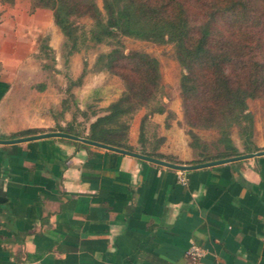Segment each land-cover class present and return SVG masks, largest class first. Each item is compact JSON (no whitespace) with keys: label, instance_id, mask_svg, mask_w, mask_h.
Returning <instances> with one entry per match:
<instances>
[{"label":"crops","instance_id":"0c3cea01","mask_svg":"<svg viewBox=\"0 0 264 264\" xmlns=\"http://www.w3.org/2000/svg\"><path fill=\"white\" fill-rule=\"evenodd\" d=\"M4 46L7 21L0 23V264H191L192 244L203 249L197 264H264V153L178 170L67 137L8 143L43 125L25 118L9 127ZM42 133L49 132L33 135Z\"/></svg>","mask_w":264,"mask_h":264},{"label":"trees","instance_id":"16d2710c","mask_svg":"<svg viewBox=\"0 0 264 264\" xmlns=\"http://www.w3.org/2000/svg\"><path fill=\"white\" fill-rule=\"evenodd\" d=\"M13 4L15 0H0ZM30 0L31 9H49L53 21L71 51L87 40L114 44L99 59L105 69L124 82L121 95L111 101L105 113L93 116L86 130L69 123L57 131L92 142L133 151L127 141L129 122L141 108L145 119L165 112L158 60L150 54L124 52L121 37L158 44L171 43L182 67L180 97L191 145L199 146L195 129L218 132L216 152L205 145L197 157L182 161L154 151L142 154L180 165H196L249 154L260 150L251 141L253 119L248 100L264 102V0ZM87 17L89 26L75 18ZM241 129L243 151L233 143L230 130ZM55 131V130H52ZM43 130L30 128L13 136L33 135ZM76 144H83L71 140Z\"/></svg>","mask_w":264,"mask_h":264},{"label":"rangeland","instance_id":"374dc122","mask_svg":"<svg viewBox=\"0 0 264 264\" xmlns=\"http://www.w3.org/2000/svg\"><path fill=\"white\" fill-rule=\"evenodd\" d=\"M102 8L101 0H94ZM14 5H17L16 7ZM34 10L27 0H15L13 4L0 1V23L7 21V114L11 112L13 123L9 127H21L22 122L43 125L47 132L57 131V125L73 124L77 130H86L93 113L104 114L106 106L117 99L125 86L123 80L105 69L99 59L114 47L108 42L87 40L78 51H71L70 43L55 25L52 12L47 9L40 18L33 17ZM87 17L75 18L78 25L89 26ZM124 52L143 51L159 62L162 94L160 102L165 112L147 117L146 108L139 109L129 122L127 141L141 152L159 148L165 155L179 160L197 157L205 145L210 153L216 152L219 134L215 130L195 129L199 146L187 133L179 80L182 67L178 63L171 43L158 44L132 37H121ZM12 103V105L10 104ZM252 115L251 141L264 150V102L248 100ZM36 120V121H35ZM55 130V131H52ZM15 134V133H14ZM9 138H15L13 135ZM233 143L243 151L241 129L230 130Z\"/></svg>","mask_w":264,"mask_h":264},{"label":"water","instance_id":"95a60500","mask_svg":"<svg viewBox=\"0 0 264 264\" xmlns=\"http://www.w3.org/2000/svg\"><path fill=\"white\" fill-rule=\"evenodd\" d=\"M48 136L67 137V138L78 140V141H81V142H84V143H88V144L104 147V148H107V149H112V150L123 152V153H129V154L137 155V156L149 159L151 161H154V162H157V163H160L162 165H165V166H168V167H171V168H174V169H178V170H191V169L198 168V167L209 166V165L219 164V163H223V162H229V161H232V160L242 159V158L251 157L253 155H259V154L264 153V151H258V152H253V153L244 154V155H238V156H235V157H230V158H226V159H220V160L206 162V163H201V164H196V165H180V164H173V163H170V162H167V161H164V160H158V159L151 158V157L144 156V155L135 154V153H132L130 151H126V150L119 149V148H116V147H112V146H109V145H103V144H99L97 142H92V141H90V140H88L86 138H83V137H78V136H74V135L66 134V133H61V132L42 133V134H38V135H32V136H29V137H23V138H19V139H15V140H10V141H7V142L9 143V142H16V141H24V140H28V139H35V138L48 137Z\"/></svg>","mask_w":264,"mask_h":264},{"label":"built area","instance_id":"2783aa9c","mask_svg":"<svg viewBox=\"0 0 264 264\" xmlns=\"http://www.w3.org/2000/svg\"><path fill=\"white\" fill-rule=\"evenodd\" d=\"M179 179L185 183V179L181 176L182 172L179 171ZM186 256L190 260L191 264H197L199 259L203 256V249L196 244H192L186 251Z\"/></svg>","mask_w":264,"mask_h":264}]
</instances>
